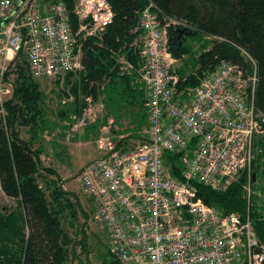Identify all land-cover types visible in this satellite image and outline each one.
<instances>
[{"label": "built area", "instance_id": "obj_1", "mask_svg": "<svg viewBox=\"0 0 264 264\" xmlns=\"http://www.w3.org/2000/svg\"><path fill=\"white\" fill-rule=\"evenodd\" d=\"M70 15L77 19L76 31ZM112 19L107 0H74L72 10L60 0H0L4 130L17 66L24 65L33 80L77 76L83 70L82 44L99 39ZM171 27L190 29L152 2L141 11L142 35L134 46L142 62L136 69L124 57L118 62L122 74L136 73L144 90L146 127L131 147L99 139L103 155L81 168L80 188L108 233L109 254L118 264H264V244L249 219V208H264L258 170L264 119L254 109V62L242 51L254 67L251 75L222 61L198 86H183L186 79L167 46ZM73 98L66 92L61 105ZM84 100L91 103L90 97ZM84 125L82 118L75 127ZM240 180L245 218L223 216L198 196L196 184L225 192Z\"/></svg>", "mask_w": 264, "mask_h": 264}, {"label": "trees", "instance_id": "obj_2", "mask_svg": "<svg viewBox=\"0 0 264 264\" xmlns=\"http://www.w3.org/2000/svg\"><path fill=\"white\" fill-rule=\"evenodd\" d=\"M60 1L72 10L74 0ZM107 1L113 14L111 24L99 39H86L82 44L83 70L73 81L72 74L66 77L74 95L77 116L87 108L85 98L90 97L91 102H96L104 88L115 91L118 82L132 102L135 103L138 96H144L142 86L134 85L136 73L122 74L118 60L124 57L134 69L142 62L134 42L142 35L139 15L152 2L165 16L192 28L185 29L186 33L180 37L179 28H169L168 48H177L184 56L189 53L187 38H201L202 51L196 58L193 72L178 69L180 77L186 79L181 85L198 86L201 79L213 73L222 61L239 66L246 76L251 75L254 67L243 51L255 65L253 103L257 114L264 119V0ZM76 22V17L70 15L73 31L77 29ZM16 72L13 96L5 103L6 130L0 121V190L16 203L9 211L0 208V264H85L81 256L85 260L88 257L84 231L87 214L81 209L78 197L62 188L57 173L42 164V151L35 148V144L47 130L43 93L39 83L27 75L24 65H18ZM66 115L63 112V116ZM22 128L28 132L27 140L20 136ZM261 159L258 170L264 181V152ZM172 174L177 177L178 170L174 169ZM196 187L203 202L219 210L221 215L238 213L242 218L246 217L247 203L241 180L225 192H214L197 184ZM80 216L84 220L81 225ZM249 219L256 236L264 244V208H249ZM86 264L90 262L86 261ZM99 264L118 262L105 258Z\"/></svg>", "mask_w": 264, "mask_h": 264}, {"label": "rangeland", "instance_id": "obj_3", "mask_svg": "<svg viewBox=\"0 0 264 264\" xmlns=\"http://www.w3.org/2000/svg\"><path fill=\"white\" fill-rule=\"evenodd\" d=\"M199 42H201L200 37L187 38L186 45H190V47H188L189 53L176 61L175 67L177 70L181 69L185 71L188 70V72L191 73L193 72L192 68L196 65V58L202 51L200 47H196V43L198 44ZM66 77L67 75L54 80H47L45 78L35 80L39 83L40 90L43 93V110L44 119L47 123L46 127L50 130L54 124H52V122H56V120L59 119L58 114L60 113L66 112L68 118L66 122L62 123L64 127L68 124L67 134L65 133L63 137H58L60 130L56 129L54 132L55 136H57L56 143H51V139L47 141L48 137L46 136L45 130L40 135V141L35 144V148L43 149V154L41 155L42 164L45 167L52 168L57 172L60 178L65 179L64 182L60 180L62 188L65 191L73 192L78 197L81 209L87 214L84 231L87 236L89 257L85 260V257L81 256V259H83L85 264L86 261H89L90 264H99L100 261L105 258L113 260L109 254V236L102 227V224L95 218V209L80 188L78 181L79 171L81 167H83L85 161L89 162L90 160L102 156V153L98 151L97 148V141L101 137L118 135L117 132L129 134V132H133L132 128L130 129L129 126L136 125L137 122L141 120L139 122L141 126L136 125L137 129H141L146 126V123L143 122L145 120L141 115H135L139 111L142 112L138 105L130 108V98L127 97V93L123 90L121 82H118V87L115 91L104 88L98 101L91 102L90 104L85 102L87 108L83 111L81 117L77 116L75 113L76 105L74 103V98L68 105H61V101L65 97L66 92L71 93V85L67 84ZM73 78L74 76L71 77L72 81ZM134 85L141 86L136 82V79ZM138 97L140 98V96ZM109 103H111V105H108ZM74 115L75 118H72ZM82 118H84L85 124V126L82 127L85 128V130L82 131H87L84 137L80 136V131L76 132L79 130V127H75L77 121ZM101 129H105L102 130V134L104 135L101 134ZM134 132L133 134H135ZM27 133L25 128L20 129V136L23 140H27ZM15 207V201L5 197L0 190V208L9 211ZM83 223L84 220L80 216L79 224L81 225Z\"/></svg>", "mask_w": 264, "mask_h": 264}, {"label": "crops", "instance_id": "obj_4", "mask_svg": "<svg viewBox=\"0 0 264 264\" xmlns=\"http://www.w3.org/2000/svg\"><path fill=\"white\" fill-rule=\"evenodd\" d=\"M196 47H200V44L198 43H196ZM137 101L134 103V102H132L133 101V99L132 98H130V101H129V106H130V108H132V107H134L135 105H138L140 108H141V111L142 112H138V113H136L135 115L136 116H140L141 115V117H143L144 118V120L145 121H143V122H145L146 124H147V118H146V113H145V110H144V108H143V100H144V97L142 96V97H138L137 99H136ZM108 105H111V103H109ZM130 111H132V110H130ZM111 114H112V112H111ZM74 117H75V115H74ZM74 117H72V118H74ZM79 117H81V115L79 116ZM58 120H56V122H52V124H53V126L50 128V130L47 128V132H46V136L48 137V140L47 141H49L50 139H51V143H53V142H55L56 143V138H57V136H55V134H54V132H55V130L56 129H59L60 130V132H59V135H58V137H63V134H65L66 133V131H67V126H68V124L67 123H65V124H67V126H63L62 125V123H64V122H66L67 120H68V118H67V115H66V117H64L63 116V113H60V114H58ZM78 119V118H77ZM141 121V120H140ZM139 121V122H140ZM139 122H137V124L136 125H140V123ZM136 125H133V126H129V128L131 129L132 128V130H133V132L135 133V134H133V132H129V134H123V132L122 133H119V132H117L118 133V135H113V136H106V137H101L102 139H109L112 143H114V144H116L117 145V147H119V146H124V147H131V146H134L136 143H138L141 139H140V137H141V132L143 131V129L146 127H142L141 129H137L136 128ZM85 126V125H84ZM83 126V127H84ZM141 126V125H140ZM82 130H85V128H79V130H77L76 132H78V131H80L79 133H80V136L81 137H84L86 134H87V131L86 132H83ZM102 130H105V129H101V134H102ZM126 130H128V129H126ZM48 132H49V135H48ZM53 132V133H52ZM72 132H74V131H72ZM125 133V132H124ZM132 133V134H131ZM67 134V133H66ZM100 134V135H101ZM102 135H104V134H102ZM55 136V137H54ZM72 136V135H71ZM74 136V135H73ZM78 136V135H77ZM100 138V139H101ZM81 139V138H80ZM94 140H95V138H94ZM99 141V140H98ZM97 148H98V146H97ZM41 151H42V154H43V149L41 148L40 149ZM98 151H100L101 153H102V155H103V151H101V150H99L98 149ZM41 154V155H42ZM41 155H40V158H41ZM41 161H42V158L40 159ZM91 161V160H90ZM43 163V162H42ZM88 162H86L85 161V163H84V165L85 164H87ZM83 165V166H84ZM82 168V167H81ZM57 173V172H56ZM58 175V174H57ZM58 177H59V175H58ZM60 178V177H59ZM60 180L62 181V182H64V178H60Z\"/></svg>", "mask_w": 264, "mask_h": 264}, {"label": "water", "instance_id": "obj_5", "mask_svg": "<svg viewBox=\"0 0 264 264\" xmlns=\"http://www.w3.org/2000/svg\"><path fill=\"white\" fill-rule=\"evenodd\" d=\"M184 33H186V30H185V29H180V30H179V37H180L182 34H184ZM187 34H189V33H187ZM181 44H182V43L179 42V45H181ZM169 52L172 54V56L174 57V59H175L176 61H178V60H180V59L182 58V56L179 54L177 48L169 47Z\"/></svg>", "mask_w": 264, "mask_h": 264}, {"label": "bare ground", "instance_id": "obj_6", "mask_svg": "<svg viewBox=\"0 0 264 264\" xmlns=\"http://www.w3.org/2000/svg\"><path fill=\"white\" fill-rule=\"evenodd\" d=\"M191 29V28H190ZM192 30V29H191ZM185 34V33H184ZM190 35V34H189ZM168 40V39H167ZM179 74V73H178ZM254 109H255V107H254ZM257 111V110H256ZM263 154V153H262Z\"/></svg>", "mask_w": 264, "mask_h": 264}]
</instances>
